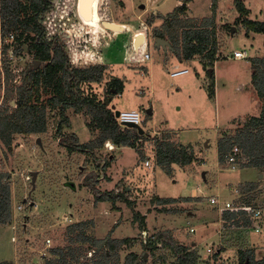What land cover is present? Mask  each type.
Listing matches in <instances>:
<instances>
[{
	"label": "rangeland",
	"instance_id": "1",
	"mask_svg": "<svg viewBox=\"0 0 264 264\" xmlns=\"http://www.w3.org/2000/svg\"><path fill=\"white\" fill-rule=\"evenodd\" d=\"M120 1L122 7L119 0H88V9L99 11L101 20L114 25L108 29L101 21L96 30V27L79 22L77 15L70 20L69 14L66 17L70 3L75 0H59L54 13L41 20L44 36L64 29L72 36L78 34L80 38L74 45L65 46L73 66L103 64L107 68L103 81L92 84L90 93L101 100L107 98L110 77H119L123 81V91L111 96L108 107L114 113L139 111L142 121L145 119L142 122L145 133L157 138L169 135V141L175 146L186 147L193 160L186 166L172 165L171 173L158 169L154 140H147L142 148L144 159L150 161V169L138 163L137 149L110 150L107 142L102 148L94 147L92 153H68L57 138V125L62 115L48 107L44 133L15 134L11 149L0 141V173L6 175L5 181L10 186L11 204L10 222L0 225V263L46 264L51 260L62 264L64 259L65 264H95L98 257L107 252L110 264H160L149 251L143 250L141 243L144 238L161 231H170L183 245L191 246L192 243L199 255V264H235L239 249L252 250L256 259L264 257V229L262 234H255L250 229L238 233L231 227L225 228L217 209L208 201L210 196H218L221 201L232 202L235 206L245 203L248 207L259 208L262 217L257 224L264 225L263 172L240 166L245 162L242 156L238 169L228 170L225 162H218L217 150L220 140L235 135L249 117L260 114L262 103L251 75L252 61L264 58V35L245 30L233 0H218L219 11L215 14L216 20L219 15L220 19L218 25L215 22L219 27L217 37L222 57L215 60L213 77L209 75L212 67L205 68L196 60L179 66L186 68L188 74L171 77L173 56L160 48L155 49L152 33L162 24L158 17L170 13L179 5V0ZM180 1L182 4L183 0ZM241 1L249 11V20L264 22V0ZM210 4L211 0H191L185 15H192L196 17L194 21H199L210 15ZM140 5L144 7L141 9ZM147 19H152L151 25L146 23ZM3 21L0 7L1 38L5 36ZM221 23L225 25L222 28ZM13 34L18 36V32ZM1 38L0 108L5 106L4 90L22 85L21 71L30 58L22 54L23 59H17L14 52L9 55L7 51H15L20 42L16 39L5 46ZM234 51H247L249 57L234 59ZM142 52L154 59L140 65L148 68L147 74L133 62L141 58ZM167 58L170 62L164 65L161 61ZM7 69L12 75L8 81L5 79ZM52 96L51 88L39 86L33 92L31 104L38 108L48 106ZM16 97L14 93L10 106L11 102L15 104ZM147 110L152 111V115L147 114ZM65 115L68 122L62 126V132L75 134L79 144H88L99 136V132L88 125L91 119L84 111L76 113L70 108ZM106 164V168L100 170ZM91 171L99 174L96 184L99 192L121 194L131 205L120 200L113 205L96 201L84 182ZM31 172H35L34 188ZM249 182L256 185L252 192L242 195L232 191ZM191 189H197V196H188ZM179 196L187 197L170 204L156 202L159 197ZM134 213L145 217L147 233L141 234ZM70 227L74 231L68 233ZM81 232L87 235V240L77 236ZM108 236L114 241L128 239L130 242L120 246L117 252L94 243ZM219 249L223 251L215 258ZM53 250L57 253H52ZM132 253L138 256L137 262L131 261ZM168 264H176L175 258L169 256Z\"/></svg>",
	"mask_w": 264,
	"mask_h": 264
},
{
	"label": "trees",
	"instance_id": "2",
	"mask_svg": "<svg viewBox=\"0 0 264 264\" xmlns=\"http://www.w3.org/2000/svg\"><path fill=\"white\" fill-rule=\"evenodd\" d=\"M58 1L0 0L4 20V35L13 31L18 32L17 41L20 43H18L14 53L22 51L25 45L34 58L44 62L41 70L33 72L29 86L20 85L15 89L7 88L4 90L5 106L0 108L1 143L6 148L11 149L15 134L29 136L44 133L47 124L46 110L49 107L51 110L59 111L62 115V119L57 125V138L59 144L68 153H84L86 151L92 153L94 147L102 148L104 143L109 141L116 147L136 148L140 158H143L144 154L142 149L138 148L137 141L141 139L143 142L148 140L149 133L146 132L140 135L137 129L122 125L115 117L114 111L108 107L111 96L122 93L123 81L117 77H110L107 87L110 97L108 96L103 100L98 99L95 93H90V86L100 84L103 81L107 69L106 65L95 64L74 67L66 52L65 46L67 45L62 42L60 37L57 34L52 35V32L44 36L43 28L45 27L41 20L54 13V7L57 6ZM75 1L70 3V11H68L66 17L68 18L69 14L72 17L69 18L70 20L73 19V15H77L79 16V22L96 27L97 30V23L102 19L98 14L99 11L94 12L88 9V0ZM121 2L119 0V5L122 7ZM189 2L190 0H183V3L171 13L164 17H158L162 19V24L154 29L152 36L168 40L172 47V54L178 62L199 60L203 62V66L210 68L213 62L219 59L215 28V12L218 0H211V16L203 18L197 25H186L180 18V15L186 10V4ZM233 5L239 13L240 17L238 18L242 17L240 23L248 33L253 32L264 35V22L249 20L247 18L249 11L241 0H233ZM56 12H59V10L56 9ZM146 23L151 25L152 19H147ZM65 30L58 32L63 33ZM68 38L73 40L71 46L74 45L77 37L70 34ZM252 71L251 82L255 85L257 96L262 103L260 114L256 117H249L242 124L241 129L236 131L235 135L224 137L218 142V162L220 164L224 163L229 151L237 146L240 150L239 157L242 156L245 161L240 166L254 167L264 174V58L252 61ZM11 78L12 75L7 69L5 79L8 81ZM39 86H43L45 89L51 88L53 93V96L48 100V106L40 108L31 104L33 92ZM86 91H89V94H86ZM14 93L17 97L15 106L11 109L9 102L13 100ZM70 108L76 113L84 111L90 116L91 120L88 125L91 126L92 130L99 132V136L94 141L85 145L79 144L75 134L62 132V126L68 122L65 113ZM153 140L155 164L164 172L171 173L172 165L186 166L193 160L192 154L187 151L186 147L175 146L169 141V135L163 138L155 136ZM106 166L107 164L100 170L103 171ZM98 177L97 172L91 171L84 178L85 185L91 189L96 201L111 202L113 205L116 200H120L131 205L121 194L112 195L109 192H99L96 188ZM5 179L6 175L0 173V225H5L11 220L10 186ZM255 188L254 183H247L238 186V191L243 195L252 192ZM176 201L171 198L156 199V202L160 204H170ZM243 205L240 204L241 207H239L236 204L235 207H239L238 209L222 211L223 227H231L230 229L238 233L248 231L251 228L252 220L247 216L245 210L249 205H245V203ZM134 217L138 220L140 232H145V217L138 213H134ZM72 231L74 230L70 227L68 233ZM80 234H83V236ZM84 234L81 232L77 236L87 240V235ZM128 242H130L128 239L114 241L108 236L104 240H95L94 243L101 248L108 246L110 251L117 252L120 246ZM141 246L144 251H149L160 264H168L169 256L175 258L176 264H199L197 251L192 246L178 243L170 231H161L155 233V235H149L145 243H141ZM157 251L159 253L155 255ZM221 251L223 249L215 252L214 257L216 258L220 254L218 252ZM52 253L57 252L53 250ZM71 254L74 253L71 252ZM60 255L63 256L62 253ZM137 257L136 254H130L131 261L135 262ZM110 259L107 252H103L95 264H110ZM52 262L50 260L46 264H55ZM0 264L11 263L1 262ZM62 264H65L64 259ZM235 264H264V257L256 259L252 250L239 249Z\"/></svg>",
	"mask_w": 264,
	"mask_h": 264
},
{
	"label": "built area",
	"instance_id": "3",
	"mask_svg": "<svg viewBox=\"0 0 264 264\" xmlns=\"http://www.w3.org/2000/svg\"><path fill=\"white\" fill-rule=\"evenodd\" d=\"M74 10L76 11V9L74 8ZM102 21V25L103 23H109L108 20H100L99 22ZM14 32H9L7 33L4 38H1L2 42L5 44V46H9L10 43H12L15 40V36L13 34ZM57 34L60 39L62 40V42H64L68 48L69 45L72 43V39L70 40L69 34L70 31L69 30H65L63 33L62 32H58L55 33L54 31L52 32V35ZM76 33H73V36ZM143 43V42H142ZM9 55L13 54V50H8L7 51ZM134 52V51H133ZM249 55L247 53V51H234L233 52V58L234 59H248ZM135 60V59H134ZM150 60V55L147 52H142L141 53V58H137L136 61L137 62H145ZM188 70L187 69H178V70H171V72L169 73L171 77H176L182 74L187 73ZM118 121L122 124L125 122H130V123H134L137 124L139 126L142 125V118L140 115L139 111H135V110H131V111H123V112H119L118 117H117ZM141 140L137 141V144L140 143ZM108 149L111 150V148L108 147ZM239 148L237 146H234L229 153L226 155L224 162L226 163V165L228 166V170L231 171H235L238 169V165H239ZM144 166L145 167H150V161L149 159L144 160ZM235 193H239L238 188H233L232 190ZM209 203L216 209L218 210H233V209H238L239 207H235L234 203L229 202V201H221L220 198L218 196H211L208 199ZM223 204V206L221 205ZM246 212H247V216L252 220V226L250 228V230L255 233V234H261L262 230L264 229V225L261 227L260 225L257 224V221H259L262 217V210H260L259 208H251V207H246L245 208ZM190 231H194L193 229H190ZM142 233H146V232H142ZM141 233V234H142ZM146 238H144L143 243H145ZM209 251V249H208Z\"/></svg>",
	"mask_w": 264,
	"mask_h": 264
},
{
	"label": "crops",
	"instance_id": "4",
	"mask_svg": "<svg viewBox=\"0 0 264 264\" xmlns=\"http://www.w3.org/2000/svg\"><path fill=\"white\" fill-rule=\"evenodd\" d=\"M180 2V3H179ZM190 2H191V0H190ZM189 2V3H190ZM177 3H179V5H181V1L179 0ZM189 3H187L186 4V6H188V4ZM179 5H177V6H179ZM176 6V7H177ZM175 7V8H176ZM174 8V9H175ZM173 9V10H174ZM172 10V11H173ZM188 9H186L185 10V12L183 13V14H181L180 15V18L186 23V25H197V24H199L200 23V21L203 19V18H206V17H209V16H211V9H210V15H207L206 17H203L202 19H200L199 21H194V19L193 18H196V17H193L192 15H189V17H187L185 14H186V11H187ZM217 11H219V9H218V6H217V9H216ZM171 11V12H172ZM170 12V13H171ZM167 14H169V13H167ZM167 14H165V15H163V17L164 16H166ZM220 16V15H219ZM219 16L217 17V20H216V14H215V20H216V22L218 21V19H220L219 18ZM216 22H215V28H216V41H217V47H218V53H217V55L218 56H221L222 57V54L220 53V50H219V44H218V42H219V40H218V37H217V33H218V26L216 27ZM222 25L220 26V28H222L223 26H225V25H223V23H221ZM217 25H218V22H217ZM156 39V38H155ZM164 40H166V39H164ZM168 43H169V41L168 40H166ZM169 45H170V43H169ZM171 46V45H170ZM172 48V47H171ZM155 49H159V48H156L155 47ZM161 49V48H160ZM162 50V49H161ZM162 52L163 53H165V52H170L171 54H172V49H171V51H164V50H162ZM151 54H152V51H151ZM172 56H173V54H172ZM150 60H154L152 57L150 58ZM155 60H157V59H155ZM171 60H173V61H175V63H174V66H172V69L171 70H178V69H180L179 68V66H187V62L188 61H184V62H178L176 59H175V57L173 56V58L171 59ZM149 61V60H148ZM148 61H145V62H137L136 61V59L135 60H133V62L135 63V64H139V69H141V67L144 69L143 71V73L144 74H147L148 73V68H146L145 66H140V65H145L146 64V62H148ZM161 61V60H160ZM194 62H195V60H193ZM200 65H203L202 63L203 62H201V61H199V60H196ZM150 62V61H149ZM161 62H163V64L164 65H166V64H168V62H170V58H167L165 61L163 60V61H161ZM193 63V62H192ZM205 63H207V62H205ZM214 63H215V61L213 62V65H214ZM213 65H212V72H208L209 73V75L211 76V77H213ZM205 68H209L208 66H204ZM183 69V68H182ZM184 69H186V68H184ZM185 74H188V72L187 73H185ZM185 74H182V75H185ZM180 76V75H179ZM118 79H119V77H117ZM141 94H143V93H141ZM135 111H137V110H135ZM148 114V113H147ZM149 115H152V111H151V113L149 114ZM148 120V119H147ZM144 121H145V119H144ZM147 123V122H146ZM143 124V123H142ZM141 127L143 128V130L144 131H146L145 130V127H143L142 125H141ZM155 132V131H154ZM167 136V135H166ZM153 138L154 137H151L149 134H148V140L149 141H152L153 140ZM109 142V141H108ZM146 142H147V140L145 141L144 140V142H143V140L141 139V141H140V143L139 144H137V146H138V148H140V149H142L144 146H145V144H146ZM111 143V142H110ZM111 145H112V147H113V149L112 150H121V149H124V148H126V147H116V146H114L112 143H111ZM136 146V147H137ZM133 149H136V148H133ZM143 151V150H142ZM144 154V153H143ZM144 157H145V155H144ZM144 157L143 158H140V160H139V164H141L143 167H145L144 166ZM217 164H218V162H217ZM157 167H159V166H157ZM145 168H147V169H150L151 168V166L150 167H145ZM158 169H160V170H162L161 168H158ZM163 171V170H162ZM204 175H205V173H203V175H202V178H204ZM250 183V182H249ZM244 184H247V183H244ZM243 185V184H242ZM197 189H191L190 190V192H189V195L188 196H191V197H193V196H195L196 194H197V191H196ZM154 193V192H153ZM197 196V195H196ZM185 197H187V196H179V197H173V198H171V199H175V200H178V199H182V198H185ZM211 197V196H210ZM160 198V197H159ZM162 199H168V198H162ZM179 201V200H178ZM217 211H218V213H219V215H220V220L222 221V211H223V209L222 210H218L217 209ZM218 226H220V224H219V222H218ZM219 228V227H218ZM222 228V227H221ZM146 233H147V229H146V231H145ZM191 232V231H190ZM192 232H194V231H192ZM191 246H192V243H191Z\"/></svg>",
	"mask_w": 264,
	"mask_h": 264
},
{
	"label": "flooded vegetation",
	"instance_id": "5",
	"mask_svg": "<svg viewBox=\"0 0 264 264\" xmlns=\"http://www.w3.org/2000/svg\"><path fill=\"white\" fill-rule=\"evenodd\" d=\"M75 35H76L77 38H80L79 36H77L78 34H75ZM17 38H18V36L16 35L15 40ZM24 46H23V50L22 51L16 52V54H14V55L17 56V59H23L22 54H26V55H28V57H30L26 61L25 66H24V68L21 71L22 72V78H21L22 85L29 86V81L31 79V76H32L33 72H38L39 70H41L43 68V66H44V62H42L39 59L34 58L33 55L28 52L27 46H26V48H24Z\"/></svg>",
	"mask_w": 264,
	"mask_h": 264
},
{
	"label": "water",
	"instance_id": "6",
	"mask_svg": "<svg viewBox=\"0 0 264 264\" xmlns=\"http://www.w3.org/2000/svg\"><path fill=\"white\" fill-rule=\"evenodd\" d=\"M143 7H144L143 5H140V8H141V9H142ZM103 26H104L105 28L112 29V27H113L114 25H112V24H110V23H103ZM155 47H156V48H161V49L164 50V51H171V49H172L171 46L169 45V43H168L166 40L162 39V38H156V39H155ZM24 48H26V46H24ZM13 105H14V102H11V106H13ZM112 109H114V108H112ZM146 112H147L148 114L151 113L150 110H147ZM118 114H119V112L116 111V112H115V116L118 117ZM122 125H124V126H126V127H131V128H135V129H137V131H138V133H139L140 135H142V134L145 133V131L143 130V128H142L141 126L137 125V124L130 123V122H125V123H122ZM31 184H32V187L34 188V187H35V172H31ZM137 261H138V260H136V262H137Z\"/></svg>",
	"mask_w": 264,
	"mask_h": 264
},
{
	"label": "bare ground",
	"instance_id": "7",
	"mask_svg": "<svg viewBox=\"0 0 264 264\" xmlns=\"http://www.w3.org/2000/svg\"><path fill=\"white\" fill-rule=\"evenodd\" d=\"M107 147H109V148L113 149V147H112V145H111V143H110V142H107Z\"/></svg>",
	"mask_w": 264,
	"mask_h": 264
}]
</instances>
